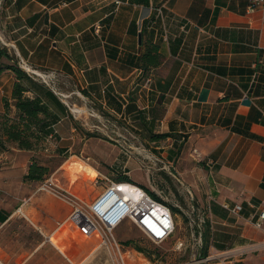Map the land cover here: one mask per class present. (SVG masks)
I'll use <instances>...</instances> for the list:
<instances>
[{
    "label": "crops",
    "instance_id": "crops-1",
    "mask_svg": "<svg viewBox=\"0 0 264 264\" xmlns=\"http://www.w3.org/2000/svg\"><path fill=\"white\" fill-rule=\"evenodd\" d=\"M250 2L4 0L0 15V44L26 73H52L79 91L63 94L68 105L45 84L65 106L56 136L65 126L74 131V113L85 109L105 118L89 131L129 125L141 134H170L169 155L181 146L171 158L174 171L191 193L206 195L214 244L248 249L223 264H264V221L253 225L264 203V9L250 11ZM151 44L161 61L145 70L140 56ZM13 81L10 70L1 72L0 114ZM203 89L208 97L200 102ZM8 148L0 151V216L11 212L7 223L20 215L35 229L55 224L51 239L77 215L57 212L39 183L24 181L34 152ZM223 203L242 210L229 216Z\"/></svg>",
    "mask_w": 264,
    "mask_h": 264
},
{
    "label": "rangeland",
    "instance_id": "rangeland-1",
    "mask_svg": "<svg viewBox=\"0 0 264 264\" xmlns=\"http://www.w3.org/2000/svg\"><path fill=\"white\" fill-rule=\"evenodd\" d=\"M3 3L4 0H0V14ZM53 82L50 86L70 105V98H64V95L74 98L71 93L77 94L79 91L65 79ZM90 113L85 109L75 112L74 116L79 120L75 130L62 127L59 135L35 150L29 161L35 160L46 166L49 170L47 176H52L55 182L87 205L102 193L108 182L106 179L116 180L124 176L184 214L186 221L179 213L175 214V231L160 245L149 241L127 220L123 221L113 234L128 249L129 261L142 264L148 261L155 264H223L226 257L246 254L248 249L241 252L219 250L211 238L206 245L203 244V230L209 226L210 232L214 231L211 228L212 215L205 205L206 195L191 193L188 182L176 174L172 159H169L168 146L171 142L168 139L151 142L147 134L136 132L129 125L126 131L121 132L116 130L113 133L105 129L89 131L90 125H102L105 119L100 114L93 116ZM69 121H73L72 117ZM42 193L52 199L51 205L57 212L68 215L73 211L69 204L52 194ZM85 204H82L84 208ZM18 216L0 224V258L8 264H111L99 233L94 232L80 216L69 219L52 237L55 245L49 239V235L55 231L52 230L55 224L50 229L39 226L35 229ZM131 240L129 245L125 243ZM60 248L64 254L59 251Z\"/></svg>",
    "mask_w": 264,
    "mask_h": 264
},
{
    "label": "built area",
    "instance_id": "built-area-1",
    "mask_svg": "<svg viewBox=\"0 0 264 264\" xmlns=\"http://www.w3.org/2000/svg\"><path fill=\"white\" fill-rule=\"evenodd\" d=\"M249 10L264 9V0H251ZM44 84L50 85L55 75L30 70ZM49 136L47 140L51 139ZM194 159L202 162L203 156L193 150ZM207 162V161H206ZM210 165V162H207ZM102 193L87 205L77 195L55 182L48 175L39 183L38 191L52 194L54 197L69 204L73 209L71 216L83 218L94 232L99 233L101 244L106 248L111 264H142L129 261V251L122 241L117 240L113 232L125 220L137 227L138 230L153 244L166 242L175 231V214L170 206L161 200L153 198L141 185L132 180H108ZM133 188V190H131ZM85 204L86 208L82 206ZM229 216H238L242 210L241 204H221ZM259 217L253 221L256 228H262L264 221V203L260 205ZM50 239V238H49ZM0 264H8L0 258ZM146 264H155L148 261Z\"/></svg>",
    "mask_w": 264,
    "mask_h": 264
},
{
    "label": "trees",
    "instance_id": "trees-1",
    "mask_svg": "<svg viewBox=\"0 0 264 264\" xmlns=\"http://www.w3.org/2000/svg\"><path fill=\"white\" fill-rule=\"evenodd\" d=\"M3 9V7H2ZM2 14V10H1ZM0 14V15H1ZM0 44V74L4 70H10L14 76L10 97H3L4 111L0 114V151L7 150L8 145H15L17 149L34 152L39 147H43L49 136L56 137L53 126L59 120L58 113L64 112L65 106L59 101L53 90L47 87L35 76L26 73L19 66L18 59L8 54L5 47ZM157 45L151 44L141 54V67L145 70L148 66L155 67L160 65L161 55ZM2 58L7 59L3 62ZM147 134V135H146ZM149 141L156 143L160 140H167L170 134H153L146 132ZM179 152L181 146H174ZM175 149L171 150L169 158L175 155ZM49 170L46 166L38 164L35 160L30 161L27 172L23 179L27 182L41 183L45 180ZM130 180L128 177L120 176L116 181ZM153 198H158L156 194L145 188ZM173 213H179L186 221L184 214L178 209L170 206ZM7 216H0V222L4 223ZM203 244L214 240V235L210 232L209 226L202 232ZM131 241L125 242L129 245ZM219 250H224L225 245H215ZM139 251L146 253L145 250L138 248Z\"/></svg>",
    "mask_w": 264,
    "mask_h": 264
},
{
    "label": "water",
    "instance_id": "water-1",
    "mask_svg": "<svg viewBox=\"0 0 264 264\" xmlns=\"http://www.w3.org/2000/svg\"><path fill=\"white\" fill-rule=\"evenodd\" d=\"M139 43H141V35H139ZM207 95H208V90L207 89L201 90V92L199 94L198 101H200V102L206 101V99L208 97ZM242 103L245 104V105H250L251 102L248 99H244Z\"/></svg>",
    "mask_w": 264,
    "mask_h": 264
},
{
    "label": "bare ground",
    "instance_id": "bare-ground-1",
    "mask_svg": "<svg viewBox=\"0 0 264 264\" xmlns=\"http://www.w3.org/2000/svg\"><path fill=\"white\" fill-rule=\"evenodd\" d=\"M94 172L97 174V171L96 170H94ZM53 237V236H52ZM52 237H51V241H52V243L54 244V242H53V240H52ZM55 245V244H54ZM56 248H58L57 246H56ZM60 251V250H59ZM61 252V251H60ZM62 253V252H61ZM63 254V253H62Z\"/></svg>",
    "mask_w": 264,
    "mask_h": 264
}]
</instances>
